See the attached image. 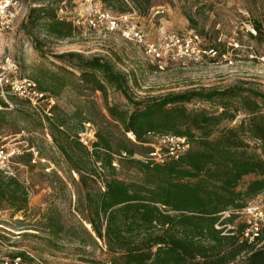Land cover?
Instances as JSON below:
<instances>
[{"label": "trees", "instance_id": "1", "mask_svg": "<svg viewBox=\"0 0 264 264\" xmlns=\"http://www.w3.org/2000/svg\"><path fill=\"white\" fill-rule=\"evenodd\" d=\"M118 1L126 11L124 0ZM58 9L50 1L31 6L22 22L24 33L42 27L55 38L72 36V23L59 18ZM253 28L262 34L260 22ZM34 40L40 51L41 39ZM55 57L63 64L36 69L31 78L37 85L53 95L68 85L79 92L100 91L105 114L88 151L76 136L83 121L92 122L83 107L64 112L54 105L46 115L28 104L31 111L23 112L29 125L46 124L66 164L79 176L75 223L66 227L47 215L43 229L49 235L63 234L82 246L100 241L107 258L89 260L93 264H264V226L249 242L243 234L248 222L238 220L249 201L264 192V91L236 84L136 99L125 91L126 76L101 56L68 51ZM110 87L118 88L127 104L110 102ZM190 97L215 106L191 109L186 105ZM8 107L0 95V119ZM156 133L186 136L189 147L176 159L145 161L146 144ZM141 149L146 154L138 158ZM114 154L120 155L117 167ZM26 155L19 160L29 164L32 155ZM118 168L134 177H117ZM245 177L251 178L242 185ZM28 194L23 182L0 169V209L9 208L12 215L24 211Z\"/></svg>", "mask_w": 264, "mask_h": 264}, {"label": "rangeland", "instance_id": "2", "mask_svg": "<svg viewBox=\"0 0 264 264\" xmlns=\"http://www.w3.org/2000/svg\"><path fill=\"white\" fill-rule=\"evenodd\" d=\"M47 1L59 8L66 7L71 15L96 3L115 13H128L137 28L151 39L169 30H192L216 54L204 56L197 63L169 61L166 68L160 70L154 60L145 54L142 45L127 41L116 32L104 35L73 26L72 36L61 39L48 35L42 27L25 34L22 22L29 8ZM23 2L24 17L16 19L12 30L0 39V55L14 58L23 77L31 78L39 67L62 65L55 56L72 51L85 57L99 55L109 61L114 70L126 76L125 91L136 99L166 93L224 89L236 84L264 91V32L260 35L252 33L257 37L249 35L253 24L260 22L262 26L264 23V0H124L126 11L120 10L122 3L118 0H114L112 5L101 0ZM240 10L246 11L247 15ZM186 14L193 17V24ZM35 36L41 39V52L34 45ZM234 41L238 43L237 47L230 46ZM0 95L9 105L0 119V146L7 153L14 150L6 165H0V168L23 182L29 193L28 206L24 211L12 215L11 209H0V258L22 252L26 264H93L89 260L106 259L107 254L100 241L96 246H82L77 239L66 238L63 234L53 237L43 229L46 216L51 214L66 227L75 223L74 205L80 188L79 176L66 164L45 123L41 126L37 121L31 126L22 120L23 112L32 108L19 99H11V93L0 91ZM53 96L56 105L64 112H72L81 106L85 116L96 127L101 124V114H105V109L100 91L84 89L79 92L68 85ZM108 100L127 104L116 87H110ZM186 105L191 109L205 107L209 110L215 106L207 100L192 97ZM39 108L33 107L36 111ZM241 117L238 114V118ZM28 152L32 155L29 164L19 160ZM145 154L146 151L141 149L136 155L141 158ZM116 176L130 180L134 174L118 168ZM250 178L245 177L242 185ZM97 187L103 189L102 182ZM254 207L264 212V192L249 201L247 207L239 212L238 220H253L252 223L256 221L264 226V220L256 219ZM85 225L89 228L87 223Z\"/></svg>", "mask_w": 264, "mask_h": 264}, {"label": "built area", "instance_id": "3", "mask_svg": "<svg viewBox=\"0 0 264 264\" xmlns=\"http://www.w3.org/2000/svg\"><path fill=\"white\" fill-rule=\"evenodd\" d=\"M58 11L59 18L70 21L74 27H85L88 30L104 35L116 32L125 40H132L142 45L145 54L154 60L156 67L160 70H164L169 61L182 63L184 61H191L197 63L204 56L216 54L215 50L206 46L204 39L192 30H169L163 32L158 38L151 39L137 28L130 14L112 12L104 8L100 3L90 5L75 15H71V11H68L66 7H60ZM240 12L247 15L246 11L240 10ZM24 15L25 7L23 0H0V39L12 30L16 19H22ZM262 30L264 32V23L262 24ZM250 31L254 34L257 33L253 26L250 28ZM230 46L237 47L238 43L234 41L230 43ZM5 89H8V92L12 95L25 100L30 106L42 108L43 113L46 115L50 114L51 108L57 104L55 97L41 89L33 79L20 75L18 63L14 58L1 54L0 91L4 92ZM95 132L96 128L92 122L83 121L82 127L76 134L79 143L88 151L93 149V144L97 140ZM149 138L151 140L146 145L150 149L149 153L143 158L145 161L163 163L168 158L176 159L185 153V150L189 147L186 136L156 133L151 134ZM13 154L14 150L11 153H7L0 146V165H6ZM122 156H126V153L122 152ZM118 157L120 155L114 154L112 162L114 167L118 166ZM102 187L104 188V186ZM253 212L257 220H264V212L261 209L254 207ZM252 221H248V227L243 232L249 239V242H252L255 236L259 235L260 225L256 221L255 223H252ZM25 261L27 260L24 256L19 254H7L0 258V264H26ZM40 264L42 263L40 262Z\"/></svg>", "mask_w": 264, "mask_h": 264}]
</instances>
